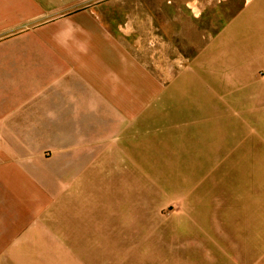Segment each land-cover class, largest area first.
Masks as SVG:
<instances>
[{"label": "crops", "instance_id": "1", "mask_svg": "<svg viewBox=\"0 0 264 264\" xmlns=\"http://www.w3.org/2000/svg\"><path fill=\"white\" fill-rule=\"evenodd\" d=\"M227 1L0 0V264H55L56 257L61 264L60 229L98 219L76 194L64 203L59 190L45 188L54 178L47 148H61L63 133L106 124L104 134L109 117L137 115L141 85H154L148 98L161 99L156 84L173 82L190 63L209 79L201 100H229L240 121L232 137L252 131L251 116L264 117V0H244L224 29L208 42L192 40L195 51L181 60L178 42L163 31L176 19L189 28L175 27L182 44L191 30L207 35L188 11L200 18ZM144 14L167 41L152 48L148 64L137 56Z\"/></svg>", "mask_w": 264, "mask_h": 264}, {"label": "rangeland", "instance_id": "2", "mask_svg": "<svg viewBox=\"0 0 264 264\" xmlns=\"http://www.w3.org/2000/svg\"><path fill=\"white\" fill-rule=\"evenodd\" d=\"M243 1L222 2L200 18L188 11L207 34L191 30L188 43L175 32L188 24L172 20L163 31L178 42L176 58L195 51L192 40L208 42L224 29ZM138 17L148 27L137 35V56L148 64L152 48L167 41L147 14ZM189 65L156 84L161 99L148 98L154 85H141L137 115L109 117L104 134L106 124L63 133L61 148H47L54 178L45 188L59 190L64 203L76 194L78 205L96 207L86 215L98 218L60 229L61 264H264V117L251 116L242 141L232 137L240 121L229 100H201L208 76Z\"/></svg>", "mask_w": 264, "mask_h": 264}]
</instances>
